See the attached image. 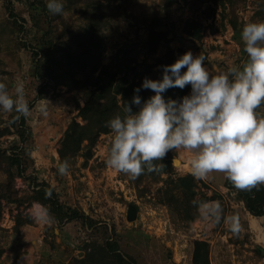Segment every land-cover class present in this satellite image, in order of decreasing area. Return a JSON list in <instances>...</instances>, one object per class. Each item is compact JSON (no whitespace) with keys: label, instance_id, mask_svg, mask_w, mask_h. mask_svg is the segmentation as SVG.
Here are the masks:
<instances>
[{"label":"rangeland","instance_id":"rangeland-1","mask_svg":"<svg viewBox=\"0 0 264 264\" xmlns=\"http://www.w3.org/2000/svg\"><path fill=\"white\" fill-rule=\"evenodd\" d=\"M8 1L0 0V81L9 86L10 93L14 92L15 82L22 81L31 110L27 117L30 135L23 143L30 152L27 158L29 169L26 178L16 177L14 183L19 195L29 192L30 179L50 184L66 206L76 208L110 228L115 227L121 249L135 256L139 264H192L195 239L209 242L212 264H264V217L254 229H250L244 203L236 199V191L224 185L226 177L223 173L212 172L205 179L196 178L200 180L197 197L204 192L212 196L209 201L220 202L225 215H238L241 225L238 235L228 230L223 219L213 223L199 214L188 221L178 211L160 202L158 188L163 185L167 174H162L160 181L145 178L136 184L126 174L108 167L105 159L111 132L102 134L93 149H84L86 152L90 150L89 159L86 160L81 153L71 162L66 175L58 174L60 139L69 122L77 117L79 105L84 104L85 91H71L62 85L54 88L50 82L41 93L39 87L46 81L35 75V63L48 50L42 41L50 22L55 34L65 26L77 29L87 22L88 12L84 4L79 3L50 19L40 7L34 9L32 3L39 4L36 0H11L10 5ZM91 1H108L120 6L118 11L122 14L106 29L108 45L103 53L104 62L110 61L124 45H131L138 61L142 62L145 54L140 39L147 32L148 25L153 23L168 30L169 38L159 44L149 61L171 48L178 54V48L182 47L193 55H204L203 63L212 75L226 72L229 66L241 64L247 58L241 31L234 30L231 21L235 19L238 29L242 30L248 21L264 20V0H226L225 9L219 4L220 0H174L169 8H164L166 0ZM9 6L18 16L17 20L20 18L21 23H25V29H31L30 33L12 25L14 18ZM34 12H40L36 19L32 17ZM188 18L203 22L200 40L191 39L184 32L183 26ZM35 48L39 50L38 57L33 53ZM62 51L65 58L73 62L92 56L85 46ZM140 65L142 69V63ZM161 71V67L155 66L148 77L158 79ZM44 100L48 102L46 115L39 111ZM256 111L264 118V104ZM10 114L0 111L4 120L0 123V147L7 149L12 140L18 138L17 129L8 123ZM173 151L174 158L180 160L173 165L174 173H190L188 158L191 153L185 149ZM2 179L4 175L0 173ZM134 203L138 207L137 217L130 221L128 207ZM27 204L23 203L19 210L23 215L30 214L33 223L21 226L18 233L13 219L18 208L14 204H3L0 264H89L81 246L84 240L92 238V228L76 219L57 223L50 218L47 223H39L34 215H48L46 208L36 202Z\"/></svg>","mask_w":264,"mask_h":264},{"label":"trees","instance_id":"trees-1","mask_svg":"<svg viewBox=\"0 0 264 264\" xmlns=\"http://www.w3.org/2000/svg\"><path fill=\"white\" fill-rule=\"evenodd\" d=\"M8 1V0H7ZM39 4L32 3L34 9L40 10L46 17L48 10L45 6V0H36ZM174 0H166L164 8H169ZM222 9L226 8V0L218 1ZM11 0L8 1L10 5ZM84 4L87 12V22L77 29L65 26L55 34V29L50 22L43 32V41L48 47L45 55L41 56L36 48L33 53L39 57L35 63V75L43 78L40 92L45 91L48 83L52 86H65L69 90L84 89L85 102L79 105L77 117H74L68 124L60 139L58 148L59 159L67 160L69 167L71 162L81 153L86 160L90 158L84 149H93L98 143L100 136L111 132L106 127V121L116 114L123 115L124 102H131L134 95V88L138 87L142 79L153 71V67L172 63L178 56L183 54L186 49L179 47L178 54L174 49H168L161 56H155L149 61V56H153L162 41L169 38V31L157 27L151 23L148 25L147 32L141 37L140 43L145 54L142 62H139L134 48L130 45H124L118 49L117 53L108 62H104L103 53L107 48L108 39L106 29L114 25V20L122 15L118 10L120 6H115L106 2H92L91 0H64V9H71L77 4ZM36 5V6H35ZM10 15L14 18L12 25L18 27L20 31L27 33L30 30L25 29V23L18 18L12 8L9 6ZM48 12V13H47ZM40 12H34L32 17L37 18ZM234 30L238 29V24L233 19L231 21ZM204 24L196 18L186 19L183 29L186 35L191 39L200 40L203 35ZM25 33V32H24ZM35 38L37 37L36 34ZM29 44V43H28ZM25 44L24 45H28ZM30 45V44H29ZM78 46H85L92 55L89 59L78 58L75 62L69 61L62 54V50L70 51ZM34 48V47H33ZM142 63L143 68L140 69ZM183 71V69H182ZM47 79V80H46ZM190 86L185 85L183 89L168 88L162 95L178 99L188 94ZM141 100L152 95V91L141 89L138 93ZM264 104V103H262ZM133 111L137 110L136 105H131ZM15 113L10 114L9 124L17 129V137L12 140L7 148L0 147V173H3L4 179L0 180V217L2 216L3 204H14L18 210L13 215L14 229L18 233L20 227L25 224H32L33 219L30 214L23 215L19 207L27 202V205L39 203L44 208L50 218L57 223L64 221L81 220L87 227L92 228V234L82 244V250L89 264H139L136 257L121 249L118 234L115 227H109L100 221L91 218L89 215L78 211L76 208L66 206L60 201L57 191L54 187L44 181L30 179L31 186L29 192L19 195L14 187L16 177H24L29 169L27 158L29 149L24 146L30 135L27 126V118L20 116L14 119ZM0 116V123L3 122ZM109 147V144H108ZM174 151L169 152L162 161H156L161 165L160 171L153 173H142L133 180L139 184L145 178H151L154 181H160L162 174H167L163 180V185L158 188V198L160 202L167 205L171 210L178 211L183 219L192 221L199 216L197 203L201 201L212 200V196H207L204 192L198 195L199 181L190 173L176 175L174 173L173 158ZM57 169V168H56ZM224 185L236 191V199L244 203L245 209L254 216L264 215V184L258 185L251 190L236 189L230 181L225 178ZM51 190V195H46V190ZM137 207V205L134 203ZM2 251V250H1ZM192 264H212L210 258V244L207 240H193Z\"/></svg>","mask_w":264,"mask_h":264},{"label":"clouds","instance_id":"clouds-1","mask_svg":"<svg viewBox=\"0 0 264 264\" xmlns=\"http://www.w3.org/2000/svg\"><path fill=\"white\" fill-rule=\"evenodd\" d=\"M45 6L49 13L62 15L64 0H45ZM240 38L247 58L226 72L210 74L204 55L188 50L161 65L160 78L145 76L134 88L131 102H124L123 115L106 121L111 139L105 164L135 179L142 173H158L161 165L154 162L173 150L185 149L191 153L188 169L194 178L220 172L236 189L264 184V118L256 111L264 103V20L244 23ZM185 85L190 91L178 99L162 95L168 88ZM141 89L153 94L142 101ZM47 104L44 100L39 106L42 115L47 114ZM0 111L15 113L14 119L30 116L22 81L15 82L12 93L0 81ZM172 163L175 166V159ZM56 167L60 175L69 171L67 160ZM46 195H51L50 189ZM193 204L205 220L219 223L223 219L233 235L239 234L238 215H225L219 201ZM34 219L47 223L50 217L44 213Z\"/></svg>","mask_w":264,"mask_h":264},{"label":"crops","instance_id":"crops-1","mask_svg":"<svg viewBox=\"0 0 264 264\" xmlns=\"http://www.w3.org/2000/svg\"><path fill=\"white\" fill-rule=\"evenodd\" d=\"M263 217H264V215L254 216L250 212L246 211L247 223H248V226L250 227L251 230L254 229V227L257 226V222L259 223L260 220H262Z\"/></svg>","mask_w":264,"mask_h":264},{"label":"water","instance_id":"water-1","mask_svg":"<svg viewBox=\"0 0 264 264\" xmlns=\"http://www.w3.org/2000/svg\"><path fill=\"white\" fill-rule=\"evenodd\" d=\"M87 154L90 155V150H87ZM174 159H175L176 163L179 160L177 158H174ZM137 211L138 210H137L136 206L134 204H130L129 207H128V215H127L128 216V220H130V221L135 220L136 217H137Z\"/></svg>","mask_w":264,"mask_h":264},{"label":"bare ground","instance_id":"bare-ground-1","mask_svg":"<svg viewBox=\"0 0 264 264\" xmlns=\"http://www.w3.org/2000/svg\"><path fill=\"white\" fill-rule=\"evenodd\" d=\"M179 162H180V160L177 161V163H179Z\"/></svg>","mask_w":264,"mask_h":264}]
</instances>
